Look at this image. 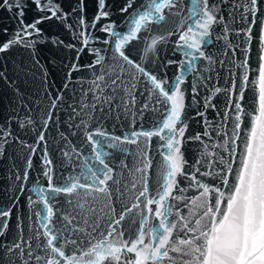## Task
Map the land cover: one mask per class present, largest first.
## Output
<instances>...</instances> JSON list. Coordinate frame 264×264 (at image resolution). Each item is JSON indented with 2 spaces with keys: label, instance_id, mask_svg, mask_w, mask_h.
Here are the masks:
<instances>
[{
  "label": "snow or ice",
  "instance_id": "snow-or-ice-1",
  "mask_svg": "<svg viewBox=\"0 0 264 264\" xmlns=\"http://www.w3.org/2000/svg\"><path fill=\"white\" fill-rule=\"evenodd\" d=\"M189 2L187 15L176 32L156 35L152 25L159 26L167 15L183 16V0H141L139 3L126 0L121 12L128 14L132 9L126 21V34L106 24L103 30L110 34V39L104 43L111 45L107 50L109 54L91 48L89 54L94 56L93 61L81 66L79 54L92 39L90 34L85 36V29L94 24H87L82 16L75 25L67 23L69 14L54 0H31L42 15L33 23L24 24V9L28 5L23 0H0V8L16 9L14 15L22 25L11 38L0 43V53L23 45L35 55V45L40 41L30 38L42 36L37 26L52 19L64 24L83 45L77 50L76 62L71 65L63 89L57 90L54 97L48 92L51 105L41 125L43 130L37 128L38 122L32 117L31 109H26L23 117L19 114L9 117L7 126L0 124V154L12 141L28 148L31 155L43 146V176L47 180V187L38 185L33 193L36 200L28 197L29 209L37 203L41 205L34 212L35 226L30 227L34 236L25 238L24 220L18 215L17 234L12 241H7L9 220L13 208L19 207V196L12 198V207L0 208V238H3L0 239V253L3 254L0 264L5 261L7 264H264V0H220L230 5L228 15L233 22L238 20L247 25L235 33L237 37L242 36V43L247 47L231 43L228 34L232 29L228 24H224L223 34L217 35L215 40H224L233 56L239 50L244 60L233 64L238 71L228 69L227 87L214 89V93L227 94L225 110L217 112L221 120L213 126L205 118V130L186 138L188 117L185 90L181 86L186 73L197 71V60H207L209 65L216 63L213 56L202 49L213 42L214 26L224 22L214 0ZM98 4L99 14L94 18L97 22L109 16L103 10L105 0H98ZM82 10L83 0L72 11L74 14ZM256 27H259V35L254 31ZM74 29H80L79 33ZM176 34V49L184 58L167 63H177L181 71L171 81L160 79L148 63H156L157 46ZM254 37L258 41L255 68L249 56ZM141 40L144 42L142 52L137 49L134 54L130 42ZM53 43L63 45L58 38H54ZM66 47L75 49L76 46ZM221 54L228 56L229 51ZM219 64L225 67L224 60ZM80 71H88L91 75L87 81L88 90L82 91V95L92 94L93 111L96 104L99 103L102 110L103 105L111 104L119 96L116 107L131 118L129 130L123 136H115L99 127L89 131L84 119L79 125H72L83 129L85 143L90 145L91 151L84 154L72 146H69L70 151H63L62 155L70 163L74 160L79 163L72 164V171L66 176L61 173L54 183L44 130L54 122L52 110L63 103V91L67 90L72 73ZM252 75L256 76L255 80L250 79ZM0 78L7 79L3 73ZM141 85L145 87L139 95L143 97L147 93V97L137 108L136 93ZM248 91L253 92V96L246 102ZM192 93L195 99L198 95L196 84L192 85ZM211 96L212 93L204 100L205 110L216 107ZM70 107L72 119L77 115V108ZM88 107L82 103L79 111L83 113ZM148 111L156 118L145 128L142 117ZM197 114L204 117L203 112ZM138 121L139 128L136 127ZM12 123L21 130L37 131L35 146L14 136ZM213 135L216 141L205 143L204 138L212 141ZM154 137L157 138V155L161 157L158 163L151 155ZM187 139L199 142L203 148L199 158L191 164L182 151ZM128 145L137 146L142 161L135 169L140 179L134 178L130 185L123 181L119 170L114 171L115 165L109 166L114 153H130ZM31 155L25 162L23 174L15 177L21 181V193L26 190L24 182L32 167ZM120 168L126 170L127 165L122 164ZM81 191L85 196L77 199ZM130 192L137 193L134 202L131 205L122 203ZM96 193L104 194L111 201L105 205L106 211L100 210V215L89 204V198L96 199ZM60 197H63L64 206L59 204ZM57 213L59 221L54 220ZM57 222L59 227H56ZM84 240H88L87 245ZM33 241H36L35 246Z\"/></svg>",
  "mask_w": 264,
  "mask_h": 264
},
{
  "label": "water",
  "instance_id": "water-1",
  "mask_svg": "<svg viewBox=\"0 0 264 264\" xmlns=\"http://www.w3.org/2000/svg\"><path fill=\"white\" fill-rule=\"evenodd\" d=\"M59 4L64 13L69 14L67 23L75 25L78 18L81 16L85 22L89 25L94 24V27L85 29V36L89 34L91 36L90 43L84 48V51L79 54V65L83 66L93 61L94 56L89 54L91 48H98L105 50L101 54H109L107 50L110 49V44H105V40L110 39V34L105 32L104 26L106 24H112L116 31L121 33L127 32L126 21L128 15L131 13L121 12V8L126 5V0H105L104 11L109 13L107 18H102L100 21H95L94 18L99 14L98 0H83V10L77 11L73 14V9L81 3V0H54ZM141 0H137V3ZM214 2L220 8V15L224 16V22L214 26L212 30L213 42L208 48H204L207 54H211L216 63L209 65L207 60H197V71L191 74H185V83L181 86L185 90V114L188 117L185 123L188 125L185 137H192L196 133H202L207 125L205 124V118L215 126L221 117L217 115V112L225 110V103L227 94L223 91L220 93H214L216 87H227L226 84L228 78V69L232 68V71H238L233 64L242 63L244 56L237 50L235 56L231 55L230 49H226L224 40H215L217 35L223 34L224 24H228L232 31L228 34L229 40L233 45L241 44L242 47H247L242 43V36L237 37L235 33L241 28H246L247 25L237 22H233L232 17L228 15L230 11V5L228 3H221L220 0H214ZM23 3L28 6L24 9L23 23L30 24L36 19L40 18L41 13L36 11V6L31 4V0H23ZM184 13L183 16L167 15L166 20L159 26L152 25L153 33L156 35L165 34L167 32H176L178 25L184 16L187 15L188 8L190 7L189 0H183ZM16 9L8 11L7 9L0 8V43H3L7 39L11 38L16 31L22 27L19 18L14 15ZM175 11V10H173ZM43 35L39 37H31L30 39H38L40 42L35 45V55L33 50L23 45H16L9 49L7 52L0 53V73H3L7 79L0 78V124L7 126L9 117L26 115V109H31L32 117L38 122L37 128H41L43 119L47 112L50 110L51 100L48 92H51L52 97L56 96L57 90H62L63 85L68 79L67 74L71 68V65L76 62L77 50L83 47L82 43L73 32H70L64 24L60 23L56 19L45 20L39 24ZM5 29L7 32L5 33ZM80 29H74V32L79 33ZM254 31L259 35V27L254 28ZM58 38L63 41V45H57L53 43V39ZM147 39V36L144 37ZM178 41V34L172 35L169 39L157 46V52L155 53L156 63H148L150 69H154L153 74L158 78H167L171 81L181 71L177 63L169 65L167 62L182 60L183 54L176 49ZM134 54L137 49L141 50L144 47L143 40L137 42L132 41ZM73 44L75 49L68 48L66 45ZM257 44L256 38H253L251 51L249 53L250 62L255 68L257 66ZM229 51L228 56H224L221 53L223 51ZM150 57L152 54H149ZM225 61V67L221 68L219 61ZM39 61V63H36ZM147 63V62H146ZM131 71V70H130ZM219 74V75H218ZM202 77H210V79L203 80ZM46 78V79H45ZM91 79V75L88 71L73 72L71 82L68 84L67 90L63 91L64 101L57 106V109L53 111V121L49 124V127L45 131L47 158L52 160V170L54 173V183L56 177L61 173L65 176L68 172L72 171V164H78L79 161L69 162L68 158L62 155L63 151H70L69 146L82 150L84 154L91 151L90 145L85 143L84 131L81 128L73 127L72 125H79L81 119H84L88 123V130L91 131L96 128H101L110 135L123 136V134L129 130L130 117H126L123 114L122 109L117 108L119 104V96L112 100L111 104L101 105L96 104L93 111L91 105L93 104L92 94L87 96L82 95V91L88 90L87 81ZM250 79L255 80L256 76L252 75ZM83 81V83H82ZM196 84L198 88V95L193 99L192 85ZM145 86L141 85L136 93L137 105L139 108L147 97L140 96L139 92L143 91ZM212 93V103L216 105L215 108H204V100L209 94ZM258 94V88L256 89ZM111 95V93H106ZM253 92L248 91L246 93V102L252 98ZM86 103L89 105L83 113L79 111L80 105ZM77 108V115L70 119L72 116V107ZM112 109V111H110ZM203 112L204 117H200L197 113ZM156 116L151 112H145L142 120L145 128H148L151 120ZM136 127H140V121L137 122ZM14 136L19 137L21 141H24L28 145L35 146L38 138V132L29 129L21 130L16 123H12L11 128ZM211 131V129H209ZM228 131L231 129L228 128ZM64 137L62 139L61 137ZM215 135H213L212 141H209L207 137L204 138L205 143H212L216 141ZM130 149L129 154L114 153L113 159L109 166H116V170L120 171L121 178L127 184H131L135 178L137 181L140 179V175L135 173V169L141 166V154L136 145H128ZM157 138L152 140L151 155L153 159L158 163L161 157L157 155ZM182 151L184 152L185 159L191 164L195 159L199 158L203 148L197 141L187 139L183 145ZM31 155L28 148L24 147L21 143L12 141L8 143L0 154V208L12 207V198L19 196V207L13 208L11 218L9 220V229L7 231V241H12L16 234L17 216L21 215L24 220V236L27 239L29 236H34V231H30V227L35 226L36 216L35 211H38L41 207L39 203L35 204L32 209L28 208V197L32 196L33 200L37 197L33 194L36 188L39 186L47 187V180L43 176L44 165V147L37 148L36 154L31 155L32 167L29 170V177L24 182L25 191L21 193L19 187L21 181L15 179L17 174L22 175L25 170V162ZM127 165V169H121L120 166ZM136 192H130L126 195L122 201L124 204L131 205L134 202V196ZM96 199L89 198V204L97 209V214L100 215L101 209L105 211V205L110 203L104 194L96 193ZM83 191L77 194V199L84 197ZM59 204L63 205V197L58 198ZM119 211V205L117 206ZM59 213L54 218L55 221H59ZM135 216L136 213L134 212ZM31 217V219H29ZM56 227H59V223H56ZM98 238V237H97ZM3 239V238H0ZM36 241H33L35 246ZM85 245L88 244V240H84ZM3 254L0 253V256ZM7 264V261L4 262Z\"/></svg>",
  "mask_w": 264,
  "mask_h": 264
}]
</instances>
